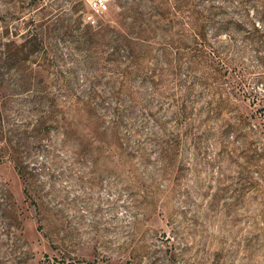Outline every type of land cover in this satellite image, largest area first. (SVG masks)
Instances as JSON below:
<instances>
[{"label": "rangeland", "instance_id": "1", "mask_svg": "<svg viewBox=\"0 0 264 264\" xmlns=\"http://www.w3.org/2000/svg\"><path fill=\"white\" fill-rule=\"evenodd\" d=\"M95 1L0 0V264H264V0Z\"/></svg>", "mask_w": 264, "mask_h": 264}, {"label": "built area", "instance_id": "2", "mask_svg": "<svg viewBox=\"0 0 264 264\" xmlns=\"http://www.w3.org/2000/svg\"><path fill=\"white\" fill-rule=\"evenodd\" d=\"M107 9L105 0H96L93 4L92 10L95 14H101ZM92 17H88V21H91Z\"/></svg>", "mask_w": 264, "mask_h": 264}, {"label": "trees", "instance_id": "3", "mask_svg": "<svg viewBox=\"0 0 264 264\" xmlns=\"http://www.w3.org/2000/svg\"><path fill=\"white\" fill-rule=\"evenodd\" d=\"M169 5L172 6L173 8H175L174 6H176V3L174 4V2H176V0H168ZM174 4V5H173ZM36 40V39H35Z\"/></svg>", "mask_w": 264, "mask_h": 264}]
</instances>
